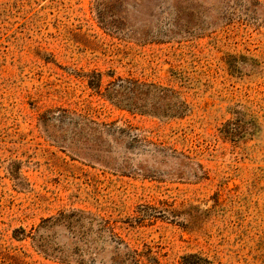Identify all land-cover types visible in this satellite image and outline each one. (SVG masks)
<instances>
[{"label":"rangeland","instance_id":"obj_1","mask_svg":"<svg viewBox=\"0 0 264 264\" xmlns=\"http://www.w3.org/2000/svg\"><path fill=\"white\" fill-rule=\"evenodd\" d=\"M0 264H264V0H0Z\"/></svg>","mask_w":264,"mask_h":264},{"label":"trees","instance_id":"obj_2","mask_svg":"<svg viewBox=\"0 0 264 264\" xmlns=\"http://www.w3.org/2000/svg\"><path fill=\"white\" fill-rule=\"evenodd\" d=\"M108 87L110 88L108 89V96L110 98L113 99V96L118 94L120 97L116 101L122 102L124 100V105H128L134 110L150 111L170 116L181 115L187 110L185 101L178 97L177 92L153 82H143L131 78H117L110 81ZM166 98L168 102L161 111H157L156 100ZM149 99L151 101H148ZM204 260L206 261V259Z\"/></svg>","mask_w":264,"mask_h":264}]
</instances>
